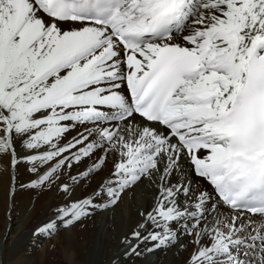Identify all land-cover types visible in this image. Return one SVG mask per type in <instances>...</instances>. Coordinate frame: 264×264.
I'll return each mask as SVG.
<instances>
[{"label":"snow or ice","instance_id":"6c2138e0","mask_svg":"<svg viewBox=\"0 0 264 264\" xmlns=\"http://www.w3.org/2000/svg\"><path fill=\"white\" fill-rule=\"evenodd\" d=\"M140 184L151 204L111 264H264V0H0L5 208L65 195L35 244Z\"/></svg>","mask_w":264,"mask_h":264},{"label":"bare ground","instance_id":"6f19581e","mask_svg":"<svg viewBox=\"0 0 264 264\" xmlns=\"http://www.w3.org/2000/svg\"><path fill=\"white\" fill-rule=\"evenodd\" d=\"M87 163L89 162L85 161V164ZM85 164L80 167L83 168ZM72 171L75 172L76 169L74 168ZM106 174L107 170L98 175H93L90 181L84 183L71 194V199L77 200L89 195ZM27 175L24 173L25 181ZM193 179L199 185L207 186L206 182L199 180L198 177H193ZM131 190L132 188L128 189L129 200L127 203L126 191L114 207L106 211H98L93 216L82 219L70 229L59 231L51 239H41L33 244L32 232L34 229L30 231L25 227L35 217L43 222L47 221L52 216L53 209L66 202L65 195L57 192L55 187L50 191L25 189L17 191L14 200L9 198L7 208H5V192L0 187V206L4 207V218L8 217L9 219V221L6 220L1 231L7 236L5 241L1 243L3 256L7 257L12 264H89L97 242L101 259L107 261L113 252L124 250V245L121 243L122 238L131 232L139 222L136 216V208H133L135 203L132 200ZM142 197L145 196L139 195V198ZM130 199L132 203L129 202ZM19 204L24 205L26 209L15 213L12 210L13 206ZM150 204L151 196L146 198L144 207ZM7 211L9 213L5 215ZM23 230L25 231L22 232ZM23 233L25 234L22 243L13 246L16 237ZM183 259V254L169 249L167 252L145 255L143 260L137 259L136 264H182Z\"/></svg>","mask_w":264,"mask_h":264},{"label":"rangeland","instance_id":"374dc122","mask_svg":"<svg viewBox=\"0 0 264 264\" xmlns=\"http://www.w3.org/2000/svg\"><path fill=\"white\" fill-rule=\"evenodd\" d=\"M133 190V191H132ZM131 192H132V195H133V202L135 203L133 206V208H136V216L138 217V221L140 222V219L141 217L139 216V212L141 211V209L144 208V205H145V200L147 197H152L153 193L152 191L146 187L145 184H140V185H137L136 187L132 188ZM126 203L128 202L127 200H129V197H128V190L126 192ZM139 195H143L145 196L144 198H139ZM131 200V199H130ZM132 200L129 201L130 203H132ZM31 209V207H29ZM3 209L4 207L0 206V261L3 262V264H12L10 262V260L6 257L3 256V248H2V242L5 241L6 239V235H4L1 231L3 229V226L4 224L6 223V220L8 219V217H6V219L4 218V213H3ZM26 209L24 205H15L13 206V211L16 213L17 211L20 212L22 210ZM8 210H10V207H8ZM9 212L7 211L5 215H7ZM125 217H126V213H125ZM4 220V221H3ZM9 221V219H8ZM7 221V222H8ZM36 221V222H35ZM43 221L42 220H39L37 219V217H35L34 219L30 220V222L28 223L27 227H25V229H28L30 231H32L33 229H35L38 225H40ZM25 226V225H24ZM34 227V228H33ZM25 230H23L22 232H24ZM28 231V232H30ZM24 234L23 233L21 236H18L16 237V240L14 242V244H12L13 246H17L19 244L22 243V238L24 237ZM120 252H113V254L111 255V257L107 260V261H103V259H101L100 257V248L96 242L95 244V249H93V252L91 254V261L89 262V264H111V262L114 260V258L116 256H118ZM151 256V255H150ZM152 257V256H151ZM100 259L102 260V262L100 261ZM140 260H143V257L140 258ZM94 261V262H93ZM101 262V263H99Z\"/></svg>","mask_w":264,"mask_h":264}]
</instances>
